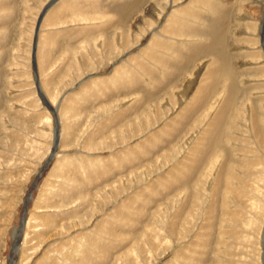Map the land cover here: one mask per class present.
<instances>
[{"label":"rangeland","instance_id":"rangeland-1","mask_svg":"<svg viewBox=\"0 0 264 264\" xmlns=\"http://www.w3.org/2000/svg\"><path fill=\"white\" fill-rule=\"evenodd\" d=\"M198 259L264 264V0H0V264Z\"/></svg>","mask_w":264,"mask_h":264},{"label":"bare ground","instance_id":"bare-ground-1","mask_svg":"<svg viewBox=\"0 0 264 264\" xmlns=\"http://www.w3.org/2000/svg\"><path fill=\"white\" fill-rule=\"evenodd\" d=\"M51 1V0H50ZM48 10V9H47ZM259 13V12H258ZM254 15V14H253ZM199 19V18H198ZM38 30V29H37ZM38 36V35H37ZM40 40V39H39ZM33 41V40H32ZM40 43V42H39ZM33 47V46H32ZM36 50V49H35ZM37 53L38 54H40L41 53V50H40V45L38 44V49H37ZM37 56V55H36ZM219 62V61H218ZM220 63V62H219ZM159 64V63H158ZM213 66V65H212ZM217 68V67H216ZM170 69V68H169ZM212 71V70H211ZM219 73V72H218ZM216 75V74H215ZM92 75H90L89 77H91ZM214 78V77H213ZM40 81V80H39ZM111 81V80H110ZM43 82V81H42ZM42 82L40 81L39 82V89H40V91H41V97H42V99L45 101V102H47V103H50V102H48L47 100H46V98H45V96H44V84H42ZM101 82V81H100ZM103 82V81H102ZM101 84V83H100ZM100 84H99V86H100ZM216 84V83H215ZM102 85H104V84H101V86H100V89L102 90L105 86H102ZM205 93V92H204ZM47 96V95H46ZM49 107L50 108H53V111L54 112H57L58 113V111H59V115H61V117L63 118L64 116H65V113L67 112V111H64V110H61L60 108L61 107H58V104L57 105H55L54 103H52V104H49ZM64 107V106H63ZM224 107H226V106H224ZM223 107V108H224ZM222 108V109H223ZM65 109V108H64ZM133 110V109H132ZM224 113V112H223ZM126 114V113H125ZM55 115V114H54ZM57 115V114H56ZM57 117V116H56ZM60 117H57V118H55L54 119V121H55V123L58 125L60 122H62L63 123V121H65V118H63V119H61V121H60ZM60 121V122H59ZM217 123H218V121H217ZM217 123H214V126H212L213 128H211L209 131H208V133H213L216 129H217ZM221 123V121L218 123V124H220ZM66 127V126H65ZM62 129H64V128H62ZM207 133V134H208ZM62 134H64V133H62ZM206 134V135H207ZM213 135H214V133H213ZM209 137V136H208ZM205 138V137H204ZM58 143V142H57ZM98 143V142H97ZM210 144V143H209ZM209 146V145H208ZM202 148V147H201ZM207 148V147H206ZM56 149H58V148H56ZM200 150V149H199ZM58 151V150H57ZM193 156H195V154L193 155ZM52 157V156H51ZM193 159V158H192ZM195 159H196V156H195ZM202 160V159H201ZM188 163V162H187ZM190 166V165H189ZM196 167V166H195ZM192 170V169H191ZM197 171V170H196ZM77 186V185H76ZM78 187V186H77ZM78 190V189H77ZM82 193V192H81ZM145 202V201H144ZM151 203V202H150ZM136 210V209H135ZM46 216H48V215H46ZM124 221V220H123ZM25 223H26V218H25V220H24V222H23V224H21V226L23 227V228H21L20 229V233H19V237H20V239H21V235H22V232H23V229H24V226H25ZM65 223V222H64ZM76 225V224H75ZM73 227V226H72ZM98 235V234H97ZM100 235V234H99ZM98 235V236H99ZM111 235V234H110ZM96 236V235H95ZM18 237V238H19ZM117 237V236H116ZM96 238V237H95ZM105 239H106V237H105ZM111 239V238H110ZM203 241V240H202ZM88 245H89V242H88ZM89 248H90V246H89ZM206 248V247H205ZM18 249V243H16V247L14 248V251H16ZM91 249V248H90ZM86 250H88V247H87V249ZM93 249H91V251H92ZM210 251V250H209ZM88 252V251H87ZM80 253V252H79ZM88 254V253H87ZM85 256H86V253H85ZM199 257H201V256H199ZM82 258H84V257H82ZM86 259V258H85ZM85 261H88V260H85ZM198 262L196 263V264H201V261L198 259L197 260ZM83 264V263H82Z\"/></svg>","mask_w":264,"mask_h":264},{"label":"water","instance_id":"water-1","mask_svg":"<svg viewBox=\"0 0 264 264\" xmlns=\"http://www.w3.org/2000/svg\"><path fill=\"white\" fill-rule=\"evenodd\" d=\"M48 163H49V162H46V163H45V165H47ZM30 197H31V195L27 196V198H26V202H28V201H29ZM25 218H26V214H25V217L23 218V220H22V223H21V224H23V222H24ZM21 228H23V227L21 226ZM19 241H20V237L17 239V243H18Z\"/></svg>","mask_w":264,"mask_h":264}]
</instances>
